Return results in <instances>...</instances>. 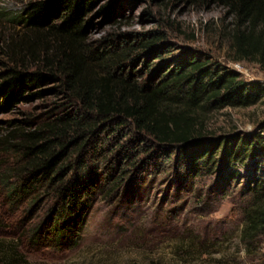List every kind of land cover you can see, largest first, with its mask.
Wrapping results in <instances>:
<instances>
[{
    "label": "trees",
    "instance_id": "trees-1",
    "mask_svg": "<svg viewBox=\"0 0 264 264\" xmlns=\"http://www.w3.org/2000/svg\"><path fill=\"white\" fill-rule=\"evenodd\" d=\"M182 1L225 9L231 18L228 37L233 50L242 59L264 65V0ZM99 3L31 0L21 13L26 37L20 42H28L30 59L23 57L0 73V113L43 98L58 100L46 119L35 126L29 122L33 129L22 131L15 181L0 176L6 202L15 209L28 207L16 220L21 228L26 226L25 233L0 238V264H29L26 242L34 250L75 248L96 200L121 192L138 195L139 174L147 166L152 172L170 162L172 153L179 174L192 179L205 170L234 171L247 162L264 161V135L216 136L207 131L203 117L257 104L264 98L259 84L247 83L232 70L214 71L209 62L188 54L158 78L135 77L131 69L136 54L155 51L162 38L144 34L140 43L118 45L92 41L89 29L95 10L112 17L120 7ZM149 139L154 146L148 145ZM250 192L254 197L239 232L246 257L257 253L264 234V177ZM40 213H45L41 221ZM3 220L0 213V226ZM205 247L200 242L201 260Z\"/></svg>",
    "mask_w": 264,
    "mask_h": 264
},
{
    "label": "rangeland",
    "instance_id": "rangeland-1",
    "mask_svg": "<svg viewBox=\"0 0 264 264\" xmlns=\"http://www.w3.org/2000/svg\"><path fill=\"white\" fill-rule=\"evenodd\" d=\"M29 1L0 0V73L20 59H30L28 42H20L26 34L19 22ZM116 4L120 7L112 17L97 15L98 7L93 13L94 23L89 29L92 41L118 45L140 43L144 34L162 38L155 51L136 54L131 69L135 77L158 78L188 54L209 62L214 71H235L247 83H257L264 89V65L238 57L228 37L231 18L222 7L191 5L182 0H101L99 6ZM56 100L55 96L43 98L0 113V176L15 181L13 169L17 168V146L24 140L22 131L33 129L29 122L35 126L46 119ZM203 117L207 131L216 136L264 135V98L250 107L225 108ZM146 141L154 146L151 139ZM140 157L144 161L145 156ZM171 157L158 169L148 172L147 166L139 174L138 195L121 192L96 200L75 248L34 250L26 242L28 263L241 264L244 258L242 264H264V234L256 244L257 253L249 257L239 241L245 211L254 197L250 188L264 177V161L247 162L234 171L205 170L192 179L179 174L176 155L172 153ZM178 175L181 180H177ZM6 189L0 183V213L5 220L0 238L15 239L25 233L26 226L21 228L16 220L22 219L28 207L12 208L6 202ZM44 216L40 213L37 218L41 221ZM200 242L206 246L203 260L198 257ZM188 250L190 253H184Z\"/></svg>",
    "mask_w": 264,
    "mask_h": 264
}]
</instances>
